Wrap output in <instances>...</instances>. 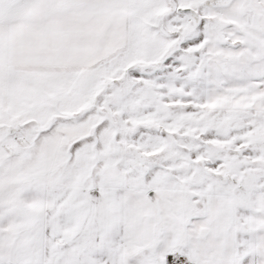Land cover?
Instances as JSON below:
<instances>
[{"label":"snow or ice","instance_id":"1","mask_svg":"<svg viewBox=\"0 0 264 264\" xmlns=\"http://www.w3.org/2000/svg\"><path fill=\"white\" fill-rule=\"evenodd\" d=\"M0 264H264V0H0Z\"/></svg>","mask_w":264,"mask_h":264}]
</instances>
